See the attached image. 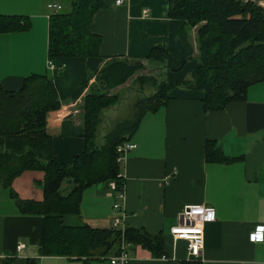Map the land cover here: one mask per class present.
Instances as JSON below:
<instances>
[{
    "label": "crops",
    "instance_id": "0c3cea01",
    "mask_svg": "<svg viewBox=\"0 0 264 264\" xmlns=\"http://www.w3.org/2000/svg\"><path fill=\"white\" fill-rule=\"evenodd\" d=\"M238 1L264 9V0ZM101 2L90 23V32L101 38L99 57L57 58L50 70L47 5L65 8L64 0H0V17L26 23L23 29L0 32V88L16 93L31 76L52 77L60 107L47 113L45 132L60 164L70 165L85 150L83 99L110 59L147 66L151 49L167 51L166 83L193 80L198 67L196 28L182 31L168 17V0H126L118 6L115 0ZM139 76L144 75L134 76L110 95ZM134 93L142 95L140 89ZM168 98L164 107L143 117L130 141L136 149L119 165L124 179L121 227L160 236L164 256L156 258L147 248L131 245L128 264H264V243L250 240L254 228L264 226V82L251 86L245 101L231 102L220 111H204L201 91L178 88ZM207 142L226 161H208ZM43 179V172L26 171L12 181L11 189L22 201L40 202ZM69 188L64 183L62 193ZM115 201L109 183L88 187L82 192L79 214L63 216V225L110 229ZM187 205L214 211L215 220L203 226L198 260H189L185 243L170 233ZM42 231L43 218L21 214L9 189L0 185V264L14 258L36 264H109L112 256L101 254L43 257ZM20 244L24 248L17 251Z\"/></svg>",
    "mask_w": 264,
    "mask_h": 264
},
{
    "label": "trees",
    "instance_id": "16d2710c",
    "mask_svg": "<svg viewBox=\"0 0 264 264\" xmlns=\"http://www.w3.org/2000/svg\"><path fill=\"white\" fill-rule=\"evenodd\" d=\"M102 6L101 0H64L65 8L49 17V61L99 57L101 38L90 32V23ZM168 17L182 31L196 28L198 67L194 79L156 85L150 77H136L134 82L140 83L142 95L134 104L133 120L121 123L113 133L101 137L105 113L118 103L117 96L110 93L146 70V65L139 61L110 59L83 99L85 150L70 165L54 159L51 138L45 132L47 113L60 107L52 77L31 76L16 93L0 88V185L9 189L21 214L43 218L40 245L43 257L116 256L122 242L147 248L156 258L164 256L160 236L130 227L106 230L67 227L62 218L79 214L82 192L88 187L114 182L116 191L123 188L116 149L131 141L146 114L167 104L172 90L203 92L204 111L214 112L231 102L245 101L248 89L264 82L263 8L238 0H168ZM24 27V19L0 17V32ZM146 60L150 67H165L168 52L153 48ZM147 87L151 93L145 95ZM206 158L226 161L211 142L206 143ZM26 171L44 174L40 202L22 201L11 189L12 181ZM64 183L70 186L65 194ZM4 264L36 262L14 258Z\"/></svg>",
    "mask_w": 264,
    "mask_h": 264
},
{
    "label": "built area",
    "instance_id": "2783aa9c",
    "mask_svg": "<svg viewBox=\"0 0 264 264\" xmlns=\"http://www.w3.org/2000/svg\"><path fill=\"white\" fill-rule=\"evenodd\" d=\"M126 0H115V5H122ZM47 9L51 12V15L58 13L61 7L57 4L47 5ZM144 15L147 11L143 12ZM48 68L54 70L52 62H48ZM136 145L131 142H123L120 144L116 151L118 157L116 159L117 164H121L126 155L135 150ZM110 189L115 195V203L113 205L114 221L113 227L123 229L121 227L124 218L121 203L124 199V186L121 190L116 191L114 182L109 183ZM215 220L214 211L210 207L200 205H187L183 207L179 215V223L177 226L171 229V235L180 241L185 243L186 253L189 260H198L201 257L203 250V226L206 223H211ZM250 240L253 243H264V226H256L253 232L250 234ZM24 248V245H18L17 251ZM130 246L124 242L121 244L120 252L116 256L109 258V264H128L131 260L129 252Z\"/></svg>",
    "mask_w": 264,
    "mask_h": 264
},
{
    "label": "rangeland",
    "instance_id": "374dc122",
    "mask_svg": "<svg viewBox=\"0 0 264 264\" xmlns=\"http://www.w3.org/2000/svg\"><path fill=\"white\" fill-rule=\"evenodd\" d=\"M169 73L168 68L161 66H146V70L142 75L150 77L159 85L161 82H165V75ZM150 84V83H148ZM149 87V86H148ZM145 88L144 94L148 95L151 93V88ZM142 90L140 83L137 81L131 83L126 89L118 90L116 95L118 103L105 113L104 119L101 123L102 133L101 137L113 133L120 124L123 122L131 121L134 118V104L140 98L139 94L134 93L135 91ZM116 93V92H115Z\"/></svg>",
    "mask_w": 264,
    "mask_h": 264
},
{
    "label": "water",
    "instance_id": "95a60500",
    "mask_svg": "<svg viewBox=\"0 0 264 264\" xmlns=\"http://www.w3.org/2000/svg\"><path fill=\"white\" fill-rule=\"evenodd\" d=\"M249 3H250V2H249ZM185 63H186V60L182 61L181 65H180L178 68L174 69V71H175V72L180 71V70L183 68V66L185 65Z\"/></svg>",
    "mask_w": 264,
    "mask_h": 264
}]
</instances>
